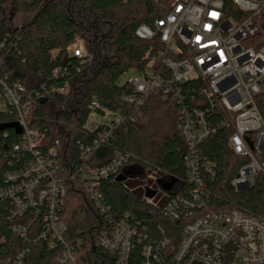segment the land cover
Wrapping results in <instances>:
<instances>
[{"label":"built area","instance_id":"1","mask_svg":"<svg viewBox=\"0 0 264 264\" xmlns=\"http://www.w3.org/2000/svg\"><path fill=\"white\" fill-rule=\"evenodd\" d=\"M135 34L144 40L158 36L162 45L146 67L134 69L136 74L120 83L133 91L123 101L134 111L91 100L84 129L95 136L79 143L82 161L70 171L62 166L57 149L45 146L43 134L31 125L34 94H28L20 81L0 78V112L13 113L22 129L20 142L5 154L11 168L0 187V199L10 204L9 230L21 245L7 257L0 255V264H27L33 248L41 244L53 250L55 264H85L62 218L72 181L81 184L105 215L97 244L114 255L115 264H128L136 226L113 217L100 186L125 173L129 158L116 153L105 164L95 165L92 156L102 145H110L121 127L138 119L145 100L156 91L180 107L179 129L187 143L185 186L174 175L158 179L160 186L174 181L161 212L169 221L182 223L181 239L176 245L169 237L146 243L143 264H264V216L239 207H214L209 199L215 195L205 182L214 172L200 153L201 145L225 128L231 130L230 149L241 159L231 186L247 190L264 173V0H167L154 26L140 24ZM5 45L0 34V55ZM68 52L78 58L89 55L80 37ZM60 73L57 69L53 75ZM69 89L65 81L52 91L66 94ZM156 195L145 200L156 204Z\"/></svg>","mask_w":264,"mask_h":264},{"label":"trees","instance_id":"2","mask_svg":"<svg viewBox=\"0 0 264 264\" xmlns=\"http://www.w3.org/2000/svg\"><path fill=\"white\" fill-rule=\"evenodd\" d=\"M164 6L167 8V0L161 4L154 0H0V34L6 42L0 55V78L10 83L20 81L28 94H34L31 125L41 131L45 146L57 149L67 170L82 161L79 143H88L95 136L84 129L91 100L96 98L110 109L134 111L123 101V96L133 91L120 84L119 78L129 68L146 67L161 47L158 36L140 39L135 30L143 23L153 27L155 19L163 15ZM77 37L85 41L89 55L84 58L68 52ZM57 69L61 73L55 77ZM65 81L69 82L68 93L52 91ZM36 92L44 96L37 97ZM44 97L47 101L41 103ZM15 121L13 113L0 112V124ZM179 122L180 107L166 99L163 92H153L138 119L115 132L111 144L96 150L92 161L102 165L116 153L124 154L129 158L127 176L158 170L163 176L176 175L184 187L187 143ZM230 132L220 128L201 145V156L214 172L205 177L207 190L215 195L209 201L214 207H239L264 216V173L247 190L238 191L230 184L241 166V159L228 144ZM20 140L15 129L0 131V187L11 168L5 154ZM116 177L104 180L100 191L116 220L126 219L136 226L138 233L128 264H143L144 245L165 237L176 245L181 239L182 223L166 219L161 212L163 203L148 202ZM9 209V202L0 199L3 258L21 245L9 230L13 223ZM62 214L80 260L85 264H115L114 255L96 242L105 215L88 199L78 181L68 185ZM52 256L53 250L41 244L33 248L27 264H55Z\"/></svg>","mask_w":264,"mask_h":264},{"label":"rangeland","instance_id":"3","mask_svg":"<svg viewBox=\"0 0 264 264\" xmlns=\"http://www.w3.org/2000/svg\"><path fill=\"white\" fill-rule=\"evenodd\" d=\"M136 74V71L133 68L126 70L119 78L120 83L126 82V80L131 76ZM152 175L153 178H149ZM176 176V175H174ZM162 177L161 172H154L152 170H147L143 176H134L128 178L124 183L125 185L138 193L142 198L145 199V186L150 187L153 190H157L158 193L154 199V203L162 204L168 197V192L161 189L159 185V178Z\"/></svg>","mask_w":264,"mask_h":264},{"label":"water","instance_id":"4","mask_svg":"<svg viewBox=\"0 0 264 264\" xmlns=\"http://www.w3.org/2000/svg\"><path fill=\"white\" fill-rule=\"evenodd\" d=\"M46 101H47V98H45V97L41 98V100H40L41 103H45ZM9 128L15 129V131L18 134H20L22 132V129H21V127L19 126V124L17 122H9V123L0 124V131L6 130V129H9ZM116 179L119 182H125L128 179V176L125 173H122V174H119L116 177ZM173 182L162 183L161 184V189L166 191V192H169L171 187H172ZM156 193H157V190H152V189L148 188L146 190L145 195L147 197H149V198H152V197H154L156 195Z\"/></svg>","mask_w":264,"mask_h":264}]
</instances>
